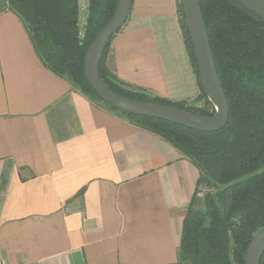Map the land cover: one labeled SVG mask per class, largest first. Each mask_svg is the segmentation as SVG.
<instances>
[{
  "label": "crops",
  "instance_id": "0c3cea01",
  "mask_svg": "<svg viewBox=\"0 0 264 264\" xmlns=\"http://www.w3.org/2000/svg\"><path fill=\"white\" fill-rule=\"evenodd\" d=\"M178 8L133 0L106 64L126 84L193 102ZM199 175L169 142L45 67L22 20L0 14V264H183Z\"/></svg>",
  "mask_w": 264,
  "mask_h": 264
},
{
  "label": "trees",
  "instance_id": "16d2710c",
  "mask_svg": "<svg viewBox=\"0 0 264 264\" xmlns=\"http://www.w3.org/2000/svg\"><path fill=\"white\" fill-rule=\"evenodd\" d=\"M118 5L119 0H91L83 36L78 27L77 0H4L0 14L10 11L22 20L45 67L92 102L157 134L197 167V187L183 220L181 263L246 264L252 240L264 229V19L238 0H200L217 73L230 107L227 126L220 132L204 133L121 113L91 87L85 73L86 54L115 17ZM178 13L200 89L193 102H172L122 82L106 64L110 44L100 62L99 76L110 91L124 99L211 117L216 108L202 86L182 0ZM201 101L203 105L197 106ZM201 186L207 192L203 207L197 209ZM260 264H264V256Z\"/></svg>",
  "mask_w": 264,
  "mask_h": 264
},
{
  "label": "water",
  "instance_id": "95a60500",
  "mask_svg": "<svg viewBox=\"0 0 264 264\" xmlns=\"http://www.w3.org/2000/svg\"><path fill=\"white\" fill-rule=\"evenodd\" d=\"M4 0H0V3ZM249 10L264 19V0H238ZM186 22L191 33L200 79L205 93L216 108L214 116H202L172 106L142 104L124 99L110 91L99 76V65L111 39L127 23L132 0H119L113 20L99 33L90 45L85 58V73L98 96L117 111L132 115L167 121L204 133L223 130L229 121L230 107L219 79L209 35L200 7V0H182ZM264 256V229L252 240L246 254V264H260ZM184 264H193L187 261Z\"/></svg>",
  "mask_w": 264,
  "mask_h": 264
},
{
  "label": "built area",
  "instance_id": "2783aa9c",
  "mask_svg": "<svg viewBox=\"0 0 264 264\" xmlns=\"http://www.w3.org/2000/svg\"><path fill=\"white\" fill-rule=\"evenodd\" d=\"M78 6V27L83 36L84 29L88 24L91 13V0H77Z\"/></svg>",
  "mask_w": 264,
  "mask_h": 264
},
{
  "label": "rangeland",
  "instance_id": "374dc122",
  "mask_svg": "<svg viewBox=\"0 0 264 264\" xmlns=\"http://www.w3.org/2000/svg\"><path fill=\"white\" fill-rule=\"evenodd\" d=\"M203 105V102L201 101L200 103L197 104V106H202ZM206 190L204 187H200V193L198 195V197L200 198V205H198L196 208L198 209H201L203 207V198H204V195L206 194Z\"/></svg>",
  "mask_w": 264,
  "mask_h": 264
}]
</instances>
